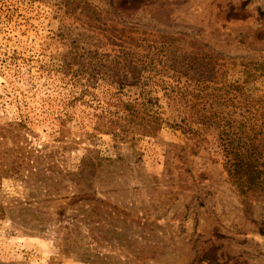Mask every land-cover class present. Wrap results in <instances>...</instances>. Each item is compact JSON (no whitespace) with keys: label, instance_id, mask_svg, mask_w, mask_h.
Here are the masks:
<instances>
[{"label":"rangeland","instance_id":"rangeland-1","mask_svg":"<svg viewBox=\"0 0 264 264\" xmlns=\"http://www.w3.org/2000/svg\"><path fill=\"white\" fill-rule=\"evenodd\" d=\"M186 71L264 109V0H0V264H264Z\"/></svg>","mask_w":264,"mask_h":264},{"label":"trees","instance_id":"trees-1","mask_svg":"<svg viewBox=\"0 0 264 264\" xmlns=\"http://www.w3.org/2000/svg\"><path fill=\"white\" fill-rule=\"evenodd\" d=\"M126 65L131 67V72L139 73L137 67L129 60ZM198 71L196 74L185 72L187 77L193 78L176 94L181 109L182 101H185V114H189L185 120L194 121L192 124L197 126L196 131L213 127L218 130L219 143L225 158L224 169L230 181L237 186L240 195H251L249 197L255 200L263 199L264 126L257 127L258 120L264 117L263 107H256V103L252 105L242 102L235 96L230 97L231 91L225 87L200 83L202 74H198ZM125 108L130 117L128 122L133 125L131 130L134 132L154 135L161 129L162 119L149 115L140 116L131 106L126 105ZM124 129L122 128V131L128 134ZM112 134L113 137H119L116 132ZM126 134L124 138H127Z\"/></svg>","mask_w":264,"mask_h":264}]
</instances>
